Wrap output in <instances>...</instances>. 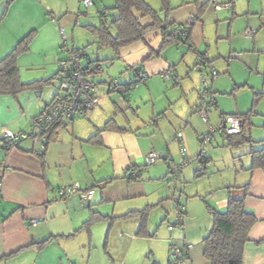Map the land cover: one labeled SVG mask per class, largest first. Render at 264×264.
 Listing matches in <instances>:
<instances>
[{
  "label": "crops",
  "instance_id": "0c3cea01",
  "mask_svg": "<svg viewBox=\"0 0 264 264\" xmlns=\"http://www.w3.org/2000/svg\"><path fill=\"white\" fill-rule=\"evenodd\" d=\"M236 1H228L233 5L231 9L213 7L210 20L211 6L207 7L202 17L193 21L187 43L165 45L161 31L151 30L142 41L121 48L118 53L110 47L100 48L99 43V51L90 55L84 52V65L102 61V68L108 70V78L101 81L96 80L97 76H89L101 84L100 101L91 115L56 125L48 135L43 158L39 145L30 140L21 141L8 151L0 149V264H110V256L109 261L92 256L86 260L82 252L87 239L93 245L105 227L112 225L123 228V236L129 239L123 258L114 259V264H179L170 260L171 242L183 248L192 245L184 264H210L204 257V240L214 226L209 207L225 211L229 193L242 197L248 184L245 207L254 214L256 223L248 235L244 264H264V171L249 170L251 153L264 148V137L257 138L251 132L245 134V122L242 134L228 139L218 135V140H214L236 148L232 151L235 182H214L206 195L199 192L196 197L186 199L183 229L170 231L167 227L166 233L153 229V219L165 224L177 204L183 202V198L178 201L169 198L170 190L165 189L164 182L169 169L166 159L180 158L178 135H183L188 149L183 176L191 178L201 175V170H212L208 167L211 158L206 164L197 160L199 138L222 116L239 117L233 109L219 107V103H224L222 98L214 106H208V122L197 115L206 96L203 91H197L200 88L194 80L197 72L206 73L214 67L223 71L218 77L226 75L231 79L237 64L223 63L228 46L230 52L248 50V60H253L256 53H264L261 32L251 37L243 33L245 27L251 24L256 27L257 22L235 19ZM115 4L116 0H92L91 8L96 7L100 13ZM198 5L193 0H179L168 16L161 12L159 17L162 21L185 25L197 16ZM69 6L63 8L55 0H12L0 4V61L33 33L28 51L18 57L21 80L49 82L17 96L0 95V137L4 131L30 132L34 117L57 96L64 76L55 57L60 45V25H70L66 16ZM52 14L59 23L50 19ZM135 15L142 26L152 24L151 17L137 12ZM21 18H28L29 22L19 27L16 23ZM208 21L215 23L214 33L207 28ZM263 27L261 24L259 29ZM45 28L49 38L36 48V40ZM200 61L203 67L197 68ZM33 71H41L42 76L35 78ZM166 71L170 72L171 81L161 76ZM117 80L130 87L125 105L119 104L117 94L105 89V84ZM109 121L114 122L115 128L104 130L89 141ZM255 145L258 147L254 150ZM151 151L165 158L160 159L162 163L159 160L151 167L142 168ZM130 169L141 170L139 181L126 179ZM108 180L106 186L100 184ZM74 184L83 192L95 191L90 202L82 201L78 194L59 197L60 189ZM134 212L138 214L121 218ZM34 220L39 222L35 227L31 226ZM152 243L158 244L157 247Z\"/></svg>",
  "mask_w": 264,
  "mask_h": 264
},
{
  "label": "rangeland",
  "instance_id": "374dc122",
  "mask_svg": "<svg viewBox=\"0 0 264 264\" xmlns=\"http://www.w3.org/2000/svg\"><path fill=\"white\" fill-rule=\"evenodd\" d=\"M57 3H60L63 8L67 5L69 6V11L67 12L68 21L70 23L69 26H62L60 25V28L64 30L65 34V41L69 48H76L83 50L87 54H91V52L99 51L97 48L98 38L92 33L90 30V26L97 25L98 23H94L99 19V13L98 10H96V7L91 8H85L82 4L81 0H70L66 2V0H55ZM146 4H148L152 9L159 10V8L162 9L163 4L162 0H144ZM196 1L198 4H207V7L211 6L210 13H208V17L210 20V17L213 16L214 10L213 7H215V4H227L229 0H193ZM42 2V1H41ZM179 0H170V7H173L174 4H177ZM3 3V1L0 2V4ZM236 5V16L235 19L237 21H242L243 19L246 20V23L248 21L251 22H257L256 27H253L252 24L245 27L243 30V33L246 30H252L255 33L258 32L262 34L261 41H263L264 46V27L259 29L261 24L264 25V0H237L235 2ZM233 5H231L232 7ZM160 9V10H161ZM208 9V8H207ZM66 10V9H65ZM32 12V11H30ZM159 14L161 13L158 11ZM79 13H84V16L80 19V27H76L77 22V16ZM89 13V15H87ZM52 14L51 17L54 18ZM29 18V17H28ZM28 18H21L18 19L17 26L21 27L22 25L28 23ZM56 21H58L56 18H54ZM49 21V20H48ZM55 21V22H56ZM262 22V23H261ZM51 25V23L49 21ZM59 23V21L57 22ZM237 23V22H236ZM55 25V24H54ZM207 28L211 30V32L216 31V25L215 23H210V21L207 22ZM242 28V27H241ZM259 30V31H258ZM60 35V45L58 54L55 58H62L65 54L62 52L63 50L61 47L63 46V38ZM244 36V35H243ZM49 38V32L47 28L44 30L42 29L41 34L39 38L36 40L35 47L39 48L42 47L44 43L47 42V39ZM222 46V45H221ZM225 47V46H222ZM264 48V47H263ZM103 49V48H102ZM240 54L241 59L238 60L235 59V56ZM248 50L245 49H234L232 52H230V47H227L226 53L222 58L223 63L226 65V63L229 64H237V66L233 69V75L232 78H228V76L223 75L218 77V81H215V85L212 86V90L214 93V99L215 101H219L220 98L224 101L223 104H218L220 108L222 109H233L236 114L239 115V117L244 118L245 120V134H251L257 138H260V136L264 137V53H256L254 55L253 60L247 59ZM201 62V61H200ZM199 62V63H200ZM198 63V64H199ZM198 68V67H197ZM104 69V68H103ZM59 71V69H57ZM211 72H216L219 74H222L223 71L219 69H215L214 67L209 68V70L204 72H197L196 77H194L197 88L200 86V88L197 89L203 91L204 88L201 84V75L210 74ZM57 73V72H56ZM108 74V70L106 68L103 70V73L97 75L96 80L101 81L104 80L106 75ZM33 76L35 78H38L41 75V71H33ZM227 78V80H226ZM193 80V79H192ZM118 82V80H117ZM120 83V82H119ZM56 82V86H57ZM205 97V101L208 102V97ZM256 104V106H255ZM206 112H208V106H205L204 109ZM253 110V113L249 116V118H246V115H248L249 112ZM225 114H228L225 112ZM199 116V114H197ZM200 117V116H199ZM211 120H213L212 116H209ZM207 118V114H206ZM199 123H201V118L198 120ZM218 122H216L214 125L211 124L212 127H216ZM251 135V136H252ZM218 140V138H214L213 142L208 146V156L207 158H211L213 161L208 165L209 168L212 170L208 172L205 170H199L201 175L195 174L194 177L191 176V178H188L186 176H181V182L176 181L172 174L170 173V170L167 168V176L164 179L165 189L170 190L169 198L174 199L178 201V199L183 198V202H181L182 205H184L186 210L185 203L194 197L197 196V193L200 192V194L206 195V190H209V187L212 186V183L214 182H222L225 184H228V182H235L232 177V172L234 171V159L232 158V151L236 148L233 147V145H228L227 143L224 144L221 143H215V141ZM251 147V146H250ZM254 150L258 147V145L252 146ZM212 151L214 152V159L212 157ZM210 152V154H209ZM199 153V149H198ZM197 153V154H198ZM198 156V155H197ZM198 162L199 159L197 158ZM236 160V159H235ZM237 161V160H236ZM158 163H162L160 160ZM237 164H239L237 162ZM211 165V166H210ZM203 192V193H201ZM206 198V197H205ZM187 199V201H186ZM186 213V211H185ZM175 216V210L170 218L169 221L165 222V224L161 225V220L153 219V229H162V233H166V229L169 224H171L174 220ZM186 216V215H185ZM124 229L118 228L117 225L113 227V225L109 228V226L105 227V231L101 234L99 238H97L94 241V244L91 245V242L87 239V242L85 241V248L82 252L83 258L88 260L90 256L93 258H98L100 260H108L109 256L111 257V263L114 264V259H121L123 258L128 238L123 236ZM158 244L152 243V246L157 247ZM171 245H175L178 248H183L181 245H179L177 242H171ZM186 245V244H185ZM171 255V254H170ZM171 260V257H170ZM109 261V260H108ZM172 261V260H171ZM167 264V263H166Z\"/></svg>",
  "mask_w": 264,
  "mask_h": 264
},
{
  "label": "built area",
  "instance_id": "2783aa9c",
  "mask_svg": "<svg viewBox=\"0 0 264 264\" xmlns=\"http://www.w3.org/2000/svg\"><path fill=\"white\" fill-rule=\"evenodd\" d=\"M12 0H3L5 4L10 3ZM85 8L92 5V0H81ZM234 1V0H233ZM217 10L231 9V3L227 4H215ZM84 16V13H79L77 16L76 27H80V19ZM53 22L56 20L51 17ZM194 19H190L185 25H177L172 28L171 32L176 37L185 38L189 35V27L193 25ZM61 36L63 38V46L61 49L65 54L63 58H56V63L59 66L60 73L64 76L60 82L58 94L54 100L41 109L34 117L31 124V131L14 133L11 131H4L0 137V149L8 151L15 148L18 143L24 140H30L36 145H39V154H43L46 151L48 144V135L50 131L58 124H69L77 119L88 118L92 111L98 106L100 101L99 90L101 84L94 79L87 76L86 67L83 63L84 53L76 48H69L65 41V32L60 29ZM255 32L252 30H246L244 34L251 37ZM240 54L235 56V59H239ZM203 63L198 64V68H202ZM164 80L171 81V75L169 71L162 73ZM218 73L211 72L208 75H201V84L204 88L203 93L208 97V102L204 99V108L201 109L198 114L206 122L205 106H214L216 101L214 99V92L212 90L211 83L216 80ZM145 78H141L144 81ZM105 89L108 93H114L118 95V102L120 105L127 103L130 95V89L128 86L121 84L117 81H111L105 84ZM244 121L235 115H224L220 118L216 127L210 126L208 131L199 138L200 149L198 153L199 159H206L208 156V146L212 143L213 139L222 135L226 139L232 136L239 135L242 132ZM180 146V158L175 161L172 158H167V164L176 181H181V176L184 168L188 164L187 153L188 149L184 144L183 135L179 134L177 137ZM161 158L160 154L155 151H151L144 159L142 168H148L155 165ZM140 169H131L129 175H138ZM94 190L88 192L81 191L78 184L68 185L59 190L58 195L60 198H65L69 195L78 194L80 199L84 202H90ZM185 219V207L181 203H178L175 208L174 220L168 225V230L172 231L176 228H184ZM38 221H31V226L38 225ZM192 248V245H186L183 249L178 248L175 245L171 246V260L179 264H184L188 259V252ZM72 264V263H66Z\"/></svg>",
  "mask_w": 264,
  "mask_h": 264
},
{
  "label": "trees",
  "instance_id": "16d2710c",
  "mask_svg": "<svg viewBox=\"0 0 264 264\" xmlns=\"http://www.w3.org/2000/svg\"><path fill=\"white\" fill-rule=\"evenodd\" d=\"M162 4L163 7L160 12L168 16L172 10L170 0H162ZM206 8V3L199 4L198 14L194 17V20L200 19ZM135 12L142 14V16L151 17L152 24L146 27L142 26ZM175 26L177 25L167 22L166 19L162 21L159 17V12L152 9L144 0H116V4L113 7L99 13V23L90 26V30L98 38L100 48L110 47L114 52L118 53L121 48L142 41L144 35L151 30L161 31L165 45L189 42L191 26L189 27V35L185 38L176 37L172 34L171 30ZM32 37L33 33L25 37L0 61V95L17 96L24 91L39 89L42 85L49 83L48 81H45V83L43 81L23 83L21 80L18 57L28 51ZM100 63L102 61H90L85 65L88 77L97 76L103 72ZM128 88L130 89L129 86ZM203 108L204 103L201 105V109ZM252 113L253 110L246 115V118H249ZM241 119L243 121L245 120L244 118ZM114 128L115 124L113 121L107 122L104 129L99 130L89 141L97 138L102 131ZM251 154L252 166L249 170L261 169L264 171V148L259 151H253ZM40 157L43 158V154ZM199 161L201 164H206L208 163V158L203 160L199 159ZM129 171L126 177L128 181L134 182L141 179V170L136 176L129 175ZM109 182L110 180L100 184L106 186ZM248 187L249 184L244 187L245 190L242 197H235L231 192L229 193L228 205L225 211H219L209 207L210 214L214 219V226L204 240V257L210 264H244V250L248 243V235L256 223L254 214L249 212L245 207ZM137 214L134 212L121 218H128Z\"/></svg>",
  "mask_w": 264,
  "mask_h": 264
}]
</instances>
